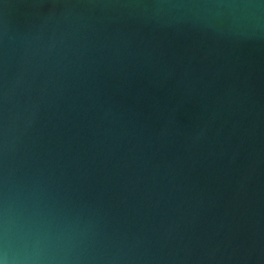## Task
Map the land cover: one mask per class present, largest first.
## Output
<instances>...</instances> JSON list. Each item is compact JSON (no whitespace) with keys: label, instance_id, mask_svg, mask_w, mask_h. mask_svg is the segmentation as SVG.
Returning <instances> with one entry per match:
<instances>
[{"label":"water","instance_id":"95a60500","mask_svg":"<svg viewBox=\"0 0 264 264\" xmlns=\"http://www.w3.org/2000/svg\"><path fill=\"white\" fill-rule=\"evenodd\" d=\"M0 264H264V0H0Z\"/></svg>","mask_w":264,"mask_h":264}]
</instances>
